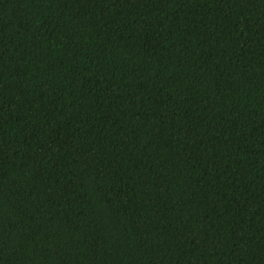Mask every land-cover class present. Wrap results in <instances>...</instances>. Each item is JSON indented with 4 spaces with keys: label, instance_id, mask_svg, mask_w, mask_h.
<instances>
[{
    "label": "trees",
    "instance_id": "obj_1",
    "mask_svg": "<svg viewBox=\"0 0 264 264\" xmlns=\"http://www.w3.org/2000/svg\"><path fill=\"white\" fill-rule=\"evenodd\" d=\"M0 264H264V0H0Z\"/></svg>",
    "mask_w": 264,
    "mask_h": 264
}]
</instances>
